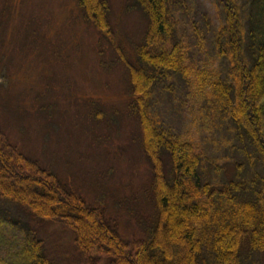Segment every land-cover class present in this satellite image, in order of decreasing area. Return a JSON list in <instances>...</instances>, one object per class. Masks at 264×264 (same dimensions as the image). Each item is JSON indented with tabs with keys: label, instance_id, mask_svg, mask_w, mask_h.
Instances as JSON below:
<instances>
[{
	"label": "rangeland",
	"instance_id": "1",
	"mask_svg": "<svg viewBox=\"0 0 264 264\" xmlns=\"http://www.w3.org/2000/svg\"><path fill=\"white\" fill-rule=\"evenodd\" d=\"M131 2L108 0L109 28L101 29L79 0H0L1 131L62 184L104 209L127 240L144 238L155 212L148 191L154 166L141 142V119L133 109L140 98L127 66L136 63L148 18ZM238 3L249 7L248 0ZM173 13L194 70L229 79L228 60L213 43L224 22L216 1L181 0ZM190 80L172 76L156 86L151 112L219 167L208 169L214 187L256 179L264 195L258 155L214 109L212 93ZM49 230L48 250L60 264L80 263L70 229L50 224ZM91 233L86 223L84 234ZM246 264H264V250Z\"/></svg>",
	"mask_w": 264,
	"mask_h": 264
},
{
	"label": "trees",
	"instance_id": "2",
	"mask_svg": "<svg viewBox=\"0 0 264 264\" xmlns=\"http://www.w3.org/2000/svg\"><path fill=\"white\" fill-rule=\"evenodd\" d=\"M79 1L87 18L109 28L108 0ZM215 1L224 22L213 43L216 54L228 60L229 79L194 70L177 38L173 7L181 0L131 2L148 18L136 63L127 62L140 98L133 109L141 119V142L154 166L148 191L155 212L144 227L145 237L127 240L104 209L62 184L0 129V264H60L48 250L50 224L70 229L84 264H246L254 251L264 250L261 182L230 180L214 187L208 169L219 167L151 112L156 86L172 76L186 83L193 76L200 91L212 93L214 109L247 139L264 167V0H248L245 9L238 0ZM86 223L93 229L87 236Z\"/></svg>",
	"mask_w": 264,
	"mask_h": 264
}]
</instances>
